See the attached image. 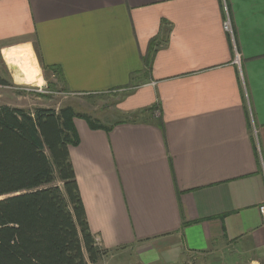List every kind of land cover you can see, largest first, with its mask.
I'll return each mask as SVG.
<instances>
[{
	"label": "crops",
	"instance_id": "obj_1",
	"mask_svg": "<svg viewBox=\"0 0 264 264\" xmlns=\"http://www.w3.org/2000/svg\"><path fill=\"white\" fill-rule=\"evenodd\" d=\"M26 49L37 91L123 92L120 114H140L108 131L73 120L69 155L106 252L95 264L264 256V0H0L2 79L23 76L4 51Z\"/></svg>",
	"mask_w": 264,
	"mask_h": 264
},
{
	"label": "trees",
	"instance_id": "obj_2",
	"mask_svg": "<svg viewBox=\"0 0 264 264\" xmlns=\"http://www.w3.org/2000/svg\"><path fill=\"white\" fill-rule=\"evenodd\" d=\"M0 86L10 84L0 77ZM76 118L111 128L71 106H0V264H95L105 255L89 230L69 155L79 143Z\"/></svg>",
	"mask_w": 264,
	"mask_h": 264
},
{
	"label": "rangeland",
	"instance_id": "obj_3",
	"mask_svg": "<svg viewBox=\"0 0 264 264\" xmlns=\"http://www.w3.org/2000/svg\"><path fill=\"white\" fill-rule=\"evenodd\" d=\"M55 73V72H54ZM56 74V73H55ZM15 79L14 84L9 78L5 80L10 86H0V106L17 107L27 110H32L35 107H55L61 108L64 106H71L75 112L86 114L91 120L98 121L100 124L109 125L123 119H128V115L120 114L118 111V104L124 98L123 92H109L98 95H88L80 97H69L62 94L56 88H42L41 92H25L23 87H33L39 89L37 86L41 85V77L35 84H20V79ZM31 89V88H30ZM37 97L40 99L37 100ZM258 260L259 263L264 264L263 255H245L240 253L239 249L233 251L203 254H188L184 255L177 264H251V260ZM135 258L133 255H124L123 258H106L101 264H132Z\"/></svg>",
	"mask_w": 264,
	"mask_h": 264
},
{
	"label": "bare ground",
	"instance_id": "obj_4",
	"mask_svg": "<svg viewBox=\"0 0 264 264\" xmlns=\"http://www.w3.org/2000/svg\"><path fill=\"white\" fill-rule=\"evenodd\" d=\"M2 55L4 56L7 62L9 63L13 62V64L15 63L18 66L20 73H22L23 75L22 77L20 76L21 77L20 82L24 83L23 85L35 84L37 80L40 78V72L38 66L29 49L19 50V51L18 50L4 51ZM37 83L40 84V81Z\"/></svg>",
	"mask_w": 264,
	"mask_h": 264
},
{
	"label": "built area",
	"instance_id": "obj_5",
	"mask_svg": "<svg viewBox=\"0 0 264 264\" xmlns=\"http://www.w3.org/2000/svg\"><path fill=\"white\" fill-rule=\"evenodd\" d=\"M223 30L229 34H232V28H231L230 20L228 17L223 22ZM235 60H236V62H238V55L237 54H236ZM22 90H24L25 92H40V91H37V89H33V87H23ZM38 90H40V89H38ZM263 179H264V165H263ZM259 212H260L262 219L264 221V204L259 207Z\"/></svg>",
	"mask_w": 264,
	"mask_h": 264
}]
</instances>
